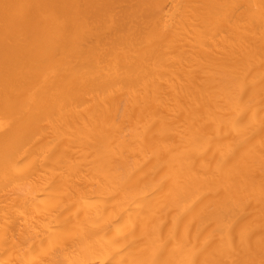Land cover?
I'll list each match as a JSON object with an SVG mask.
<instances>
[{"label":"bare ground","instance_id":"6f19581e","mask_svg":"<svg viewBox=\"0 0 264 264\" xmlns=\"http://www.w3.org/2000/svg\"><path fill=\"white\" fill-rule=\"evenodd\" d=\"M0 264H264V0H0Z\"/></svg>","mask_w":264,"mask_h":264}]
</instances>
